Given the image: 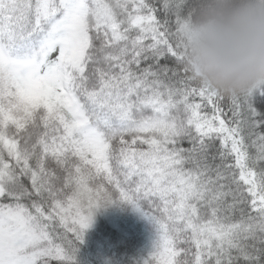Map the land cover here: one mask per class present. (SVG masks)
<instances>
[{
	"label": "snow or ice",
	"instance_id": "6c2138e0",
	"mask_svg": "<svg viewBox=\"0 0 264 264\" xmlns=\"http://www.w3.org/2000/svg\"><path fill=\"white\" fill-rule=\"evenodd\" d=\"M202 0H0V264H75L101 208L143 264H264V83L186 63Z\"/></svg>",
	"mask_w": 264,
	"mask_h": 264
},
{
	"label": "clouds",
	"instance_id": "9594fccd",
	"mask_svg": "<svg viewBox=\"0 0 264 264\" xmlns=\"http://www.w3.org/2000/svg\"><path fill=\"white\" fill-rule=\"evenodd\" d=\"M183 41L189 68L220 91L264 83V0H202Z\"/></svg>",
	"mask_w": 264,
	"mask_h": 264
},
{
	"label": "trees",
	"instance_id": "16d2710c",
	"mask_svg": "<svg viewBox=\"0 0 264 264\" xmlns=\"http://www.w3.org/2000/svg\"><path fill=\"white\" fill-rule=\"evenodd\" d=\"M112 206L119 213H135V227L131 230L110 227L106 211L100 209L86 231L83 243L78 244L75 264H141L151 252L157 236L156 226L131 205L117 203Z\"/></svg>",
	"mask_w": 264,
	"mask_h": 264
},
{
	"label": "rangeland",
	"instance_id": "374dc122",
	"mask_svg": "<svg viewBox=\"0 0 264 264\" xmlns=\"http://www.w3.org/2000/svg\"><path fill=\"white\" fill-rule=\"evenodd\" d=\"M112 207L111 205L106 208H101L106 211L107 224L110 225V227L122 228L124 230H126V228L131 230L135 227V223H137V215L135 213H119ZM141 264H143V262Z\"/></svg>",
	"mask_w": 264,
	"mask_h": 264
}]
</instances>
